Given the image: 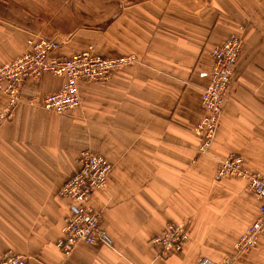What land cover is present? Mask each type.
Listing matches in <instances>:
<instances>
[{
    "label": "crops",
    "instance_id": "1",
    "mask_svg": "<svg viewBox=\"0 0 264 264\" xmlns=\"http://www.w3.org/2000/svg\"><path fill=\"white\" fill-rule=\"evenodd\" d=\"M241 50L216 137L198 152L193 128L211 71V52L233 34ZM36 36L54 40L69 58L92 45L103 58L132 64L102 83L78 82L80 106L62 114L29 105L59 91L63 79L27 80L13 117L0 123V257L28 264H264V234L235 255L256 219L259 200L245 181L215 180L230 153L248 171L264 172V0H0V66ZM0 93V110L5 104ZM83 151L112 166L90 203L110 246L56 247L69 216L61 185ZM185 223L181 252L157 257L150 240Z\"/></svg>",
    "mask_w": 264,
    "mask_h": 264
},
{
    "label": "built area",
    "instance_id": "2",
    "mask_svg": "<svg viewBox=\"0 0 264 264\" xmlns=\"http://www.w3.org/2000/svg\"><path fill=\"white\" fill-rule=\"evenodd\" d=\"M240 35L233 34L216 46L211 53L212 64L209 80L202 89L200 106L201 118L193 128L200 140L198 152L206 154L213 143L220 125L224 95L233 74L234 65L241 50ZM58 43L54 40L36 36L28 41V49L16 59L0 66V93L5 104L0 110V123L13 117L14 109L21 102V90L27 80H37L49 73L63 79L56 93L46 94L32 99L29 105L43 111L62 114L80 106L78 82H106L113 71L133 63L132 55L118 58H103L93 46H87L69 58L57 57ZM79 169L60 187L58 195L70 202L69 216L61 228V237L56 243L57 249L69 257L79 245L110 246L111 242L101 226L99 213L90 203L94 191L104 189L112 171L111 164L101 155L83 151L78 159ZM224 177H236L245 181L246 189L259 200L256 219L243 231L235 243L238 253L248 252L257 237L264 234V172L248 171L243 159L230 153L220 161L215 180ZM189 239L185 223L168 225L160 235L149 242L157 249V257H168L181 252ZM231 258H225L218 264H230ZM0 264H28V259L13 251H6L0 257ZM196 264H214L202 259Z\"/></svg>",
    "mask_w": 264,
    "mask_h": 264
},
{
    "label": "rangeland",
    "instance_id": "3",
    "mask_svg": "<svg viewBox=\"0 0 264 264\" xmlns=\"http://www.w3.org/2000/svg\"><path fill=\"white\" fill-rule=\"evenodd\" d=\"M53 1H55V0H53ZM64 2V0H59V3H63ZM238 35H239V33H238ZM241 37V36H240ZM89 46H92V45H89ZM212 53V52H211ZM211 60H212V58H211ZM209 80V79H208ZM208 82V81H207ZM206 86V85H205ZM3 108V107H2ZM230 178H235V179H238V178H236V177H230ZM240 179V178H239ZM107 184V183H106ZM105 188H106V186H105ZM104 188V189H105ZM245 189H246V186H245ZM247 190V189H246ZM248 191V190H247ZM234 249H235V246H234ZM235 251H236V249H235ZM236 254L235 255H240V254H242V253H238L237 251L235 252ZM227 258V257H226ZM228 258H232V257H228Z\"/></svg>",
    "mask_w": 264,
    "mask_h": 264
}]
</instances>
